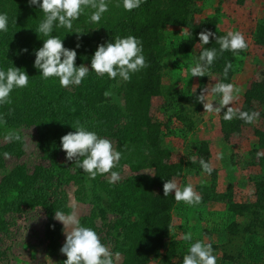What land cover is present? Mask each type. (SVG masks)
<instances>
[{"label":"trees","instance_id":"1","mask_svg":"<svg viewBox=\"0 0 264 264\" xmlns=\"http://www.w3.org/2000/svg\"><path fill=\"white\" fill-rule=\"evenodd\" d=\"M199 0H144L141 6L131 12L124 11L118 6L119 0H110L109 12L102 17L100 25L86 24V15H81L74 23L82 30L77 39L76 33H65L64 29L54 32L62 38L64 46L75 48L77 51L76 64H85L90 68L91 56L96 47L114 36L135 35L143 43L145 59L148 67L133 74L130 81L119 83L109 80L107 76L97 77L89 72L81 85L69 89L61 88L58 81L44 80L39 71L33 67L35 50L42 46L43 38L35 31L39 23V10L30 7L27 0H0V12L8 16V31L0 33V66L5 68L16 66L29 75V86L13 90V103L0 106L6 123L0 125V137L6 134L10 127L19 123H34L39 128L38 147L45 158H52L60 146V138L69 131H75L71 124L76 121L86 123L93 130L101 127L104 120L107 127L115 130L116 149L122 152V157L115 171H122L125 165L132 172L121 182L109 184L108 181L98 180L97 187L108 197L106 208L118 214L114 229H121L117 235L122 246V261L120 264H148L159 258L162 264H179L182 262L184 251H177L171 247L161 254L165 241L170 236L172 209L175 203L172 194L164 196L163 184L167 179L181 175L184 165L194 172H202L199 165L200 158L210 162L211 151L209 144L203 140L200 143L196 163L191 160L182 162L166 161L170 152L161 140L162 124L153 119L150 114L152 97L157 95L169 96L172 100V115L175 116L187 131L194 129L198 119L203 115V104L197 101L194 91L190 94L177 93L174 86L163 90L164 60L169 56L188 53L199 42L198 34L210 30L218 36L227 32L218 29V20L214 16H207L196 22L192 11ZM242 2L243 0H238ZM187 28V37L177 46H167L166 28L168 26ZM64 35V36H63ZM255 41L264 45V18L259 22L255 33ZM79 44L80 47L76 48ZM206 48H217L219 45L210 37L208 45L200 46V51ZM27 51H22L23 49ZM246 50L237 55L224 52L218 55L209 69L210 77H217L218 81L230 83L234 75V63L238 56L244 55ZM232 68L227 78L223 75L226 63ZM91 70V68H90ZM208 77V76H204ZM122 95L124 106L122 112L111 120L107 112L111 92ZM110 92V95H105ZM200 89H196L199 94ZM168 106V104H167ZM12 108L11 113L8 109ZM242 111H257L260 113L263 125L254 128V135L258 139L260 148H264V69L259 79L252 82L244 93ZM107 114V116H106ZM221 126L226 137L231 131H240L245 124L240 119L225 121ZM20 137L17 141L0 144V170L4 169L5 153H20L22 145ZM264 168V155L258 157ZM211 175L206 176L207 182L200 185L202 201H207L216 193L218 182L217 168ZM144 170V172H141ZM148 170H150L148 172ZM57 173V174H55ZM66 169L54 171L42 164L35 166L32 174L23 176L19 181L6 178L0 183V198L5 200L14 195L18 201L26 200L29 206H38L49 212L63 210V193L60 188V175ZM203 173V172H202ZM65 181L69 178L61 176ZM256 199L253 202H239L234 199L233 187L227 185L226 191L218 193L219 199L226 205L231 214V220L226 225L227 244L212 246L220 249L224 260L239 263L242 258L239 245L233 247L235 253L229 250L228 241L236 240L246 233H264V178L254 180ZM97 200L101 198L99 195ZM17 201V202H18ZM127 214V215H125ZM4 223L0 222V228ZM240 239V238H239Z\"/></svg>","mask_w":264,"mask_h":264},{"label":"rangeland","instance_id":"2","mask_svg":"<svg viewBox=\"0 0 264 264\" xmlns=\"http://www.w3.org/2000/svg\"><path fill=\"white\" fill-rule=\"evenodd\" d=\"M193 8L192 14L196 22L204 17L214 16L218 20V29L225 32L240 31L245 36L248 48L244 55L237 57L234 63L235 72L230 82L242 89L232 104L234 108L241 109L245 91L254 80L260 78L264 69V45H259L255 41L257 26L264 18V0H243L242 2L199 0ZM165 36L168 47L177 46L187 37V28L169 25ZM199 51L200 45L197 42L190 52L169 56L164 60L163 90L174 86L177 93L190 94L194 91L193 87L201 90L218 81L217 77H190V69L198 59ZM172 100L173 98L164 94L153 96L150 108L153 119L162 124L161 140L170 152L166 161H180L186 164L190 157H197L200 143L205 140L211 151L210 163L217 168L218 182L213 197L207 201L201 199L198 205L189 206L182 201H175L170 236L165 241L161 254L171 247H176L177 251L182 250L186 254L189 243L195 240H202L212 246L228 245L226 225L231 220V214L223 201L219 199L218 193L225 192L227 185L231 184L236 201H255L254 180L256 177L264 178V168L259 162L257 152L264 153V148L259 147L254 128L263 125L262 118H258L251 125H241L240 131H231L226 137L221 126V114L203 112L194 129L187 131L172 115L173 106L170 105L173 103ZM216 103L213 101L214 106ZM108 105L106 113L114 121V118L123 110L122 95L117 94L115 90L111 92ZM13 130L20 135L23 143L20 153L3 155L4 169L0 170V183L12 177L20 182L23 176L32 174L35 166L40 164L49 166L54 171L60 168L66 169V173L60 175L63 210L58 211L66 214L75 212L83 225L94 228L102 242L113 253L119 254L114 264H120L123 255L119 241L121 236L117 233L121 229L118 232L114 229V223L119 216L106 208L109 197L103 192L104 190L101 191L97 187L98 180L108 181L107 174L89 180L82 170L77 169L72 161L66 159L65 151L60 146L54 157L45 158L38 147L37 124L19 123L18 126L10 127L8 132ZM93 130L98 135L109 138L114 147L116 146L117 140L113 134L115 130L107 127L106 120L101 127L95 126ZM4 136L5 134L0 137L1 145L9 142L4 139ZM218 153L222 154L221 159H217ZM120 174L121 180H124L132 172L124 165ZM61 176L69 179L65 181ZM172 180H175L180 187L191 183L194 191L201 198L200 185L207 182L204 173L194 172L186 165L181 175L173 177ZM97 195L101 197L98 200L95 198L98 197ZM17 201L14 195L5 200L0 198V222L4 223V226L0 228V264H62L66 255L60 252V248L65 242V234L62 222L55 218V211L49 212L42 207L29 206L26 200ZM185 232L192 233L193 241L186 242L181 239ZM235 239L232 242L228 241V247L231 253H235L232 246L239 245L242 254L239 263L224 260L220 249L215 248L213 250L217 256V264H264V233H246ZM148 264L162 263L159 258H156Z\"/></svg>","mask_w":264,"mask_h":264},{"label":"clouds","instance_id":"3","mask_svg":"<svg viewBox=\"0 0 264 264\" xmlns=\"http://www.w3.org/2000/svg\"><path fill=\"white\" fill-rule=\"evenodd\" d=\"M144 0H119L118 6L124 11L131 12L141 6ZM30 7H35L42 14L39 23L35 28L39 37L43 38L42 46L35 50L33 67L39 71L42 79L50 78L58 81L61 88L69 89L81 85L89 72H94L97 77H104L109 80L130 81L133 74L139 73L148 67L145 59L144 48L141 39L135 35L114 36V39L99 44L91 56L90 68L85 64H76L77 51L75 48L64 46L62 38L53 33L64 29L65 33H76L77 39L80 34L86 32L74 23L81 15H86V24L100 25L102 17L109 12L110 0H27ZM8 31V16L0 12V33ZM63 35V36H64ZM200 46L208 45L210 37L219 45L217 48L204 47L199 54L194 66L190 69V77H210L209 69L217 59L218 55L224 52H231L237 55L240 51L248 48L245 36L240 31H228L226 35L218 36L210 30L201 31L199 34ZM80 45L77 44L76 48ZM22 51H27L23 49ZM232 64L226 63L223 69L225 78L228 76ZM211 78V77H210ZM29 86V75L21 68L0 66V106L13 103L11 93L13 90L23 89ZM197 101L203 104L204 112L223 114L222 119L231 121L240 119L245 124H253L259 118L257 111H242L232 106L242 89L233 83L217 81L212 85L201 89L196 94ZM110 95V92H105ZM213 101L217 103L213 104ZM12 108L8 109L11 113ZM6 123L4 116L0 113V125ZM75 131H69L60 138V147L65 151L66 159L85 173L89 180L98 176H105L109 184H115L121 180L117 168L122 157V152L114 147L113 142L90 130L86 123L76 121L71 124ZM6 141H17L20 135L16 131H9L5 134ZM7 156L8 154L5 153ZM264 155L257 152V156ZM222 154H217L221 159ZM192 163H196L195 157H190ZM199 165L203 173L211 175L214 171L212 164L200 158ZM174 190V192H173ZM163 194H172L176 202H184L189 206L198 205L201 196L194 191L191 183L178 186L175 180L167 179L163 184ZM55 218L62 222L65 234V242L60 252L66 255L62 264H114L118 253H113L101 240L97 231L81 223L79 216L75 213H64L55 211ZM181 239L186 242L193 241L191 232L182 234ZM182 264H217V256L214 254L210 243L202 240H195L188 245L186 254L183 255Z\"/></svg>","mask_w":264,"mask_h":264}]
</instances>
